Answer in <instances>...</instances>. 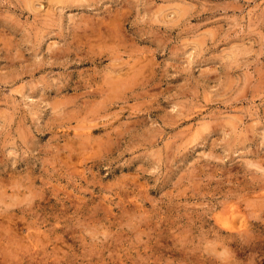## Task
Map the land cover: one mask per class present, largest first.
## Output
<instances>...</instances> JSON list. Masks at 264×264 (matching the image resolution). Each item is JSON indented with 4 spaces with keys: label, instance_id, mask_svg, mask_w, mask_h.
<instances>
[{
    "label": "rangeland",
    "instance_id": "374dc122",
    "mask_svg": "<svg viewBox=\"0 0 264 264\" xmlns=\"http://www.w3.org/2000/svg\"><path fill=\"white\" fill-rule=\"evenodd\" d=\"M0 264H264V0H0Z\"/></svg>",
    "mask_w": 264,
    "mask_h": 264
}]
</instances>
